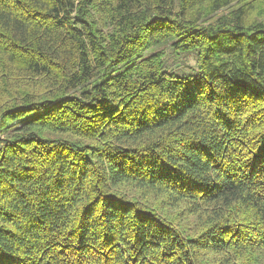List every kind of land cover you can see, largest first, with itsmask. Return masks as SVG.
<instances>
[{
  "label": "trees",
  "instance_id": "obj_1",
  "mask_svg": "<svg viewBox=\"0 0 264 264\" xmlns=\"http://www.w3.org/2000/svg\"><path fill=\"white\" fill-rule=\"evenodd\" d=\"M0 264H264V0H0Z\"/></svg>",
  "mask_w": 264,
  "mask_h": 264
},
{
  "label": "rangeland",
  "instance_id": "obj_2",
  "mask_svg": "<svg viewBox=\"0 0 264 264\" xmlns=\"http://www.w3.org/2000/svg\"><path fill=\"white\" fill-rule=\"evenodd\" d=\"M219 13H220V14L224 13V10H220ZM149 198H153V197H149ZM188 219L192 220L193 218L190 217V218H188Z\"/></svg>",
  "mask_w": 264,
  "mask_h": 264
}]
</instances>
